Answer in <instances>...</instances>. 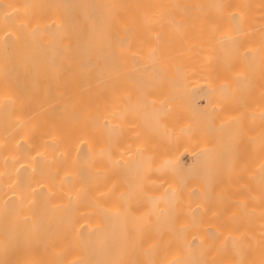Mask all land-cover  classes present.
Returning <instances> with one entry per match:
<instances>
[{
    "label": "bare ground",
    "instance_id": "6f19581e",
    "mask_svg": "<svg viewBox=\"0 0 264 264\" xmlns=\"http://www.w3.org/2000/svg\"><path fill=\"white\" fill-rule=\"evenodd\" d=\"M0 264H264V0H0Z\"/></svg>",
    "mask_w": 264,
    "mask_h": 264
}]
</instances>
